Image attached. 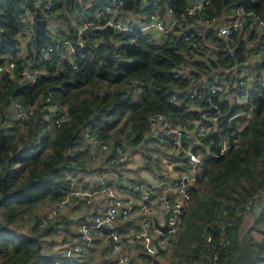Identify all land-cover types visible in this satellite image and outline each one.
<instances>
[{
	"label": "trees",
	"instance_id": "16d2710c",
	"mask_svg": "<svg viewBox=\"0 0 264 264\" xmlns=\"http://www.w3.org/2000/svg\"><path fill=\"white\" fill-rule=\"evenodd\" d=\"M64 2L70 8L74 0ZM186 2L126 0L115 18L129 23L132 31L112 30L104 38L92 30L81 46L75 45L71 61L61 55L59 47L40 61L49 45L75 38L76 28L66 15L67 31L60 30L56 36L49 31V14L61 3L54 0L53 9L43 14L34 0H0V66L5 67L0 70V264H52L59 256L52 236L63 223L57 218L60 214L41 225L40 213L67 195L71 176L89 169L88 162L94 157L83 139L84 129L106 139L110 152L117 144L123 146L124 138L126 145L136 146L155 137L151 122L155 113L182 124L185 130L194 127L204 113L219 119L236 112L240 116L235 123L237 142L230 141L226 148L221 144L222 134H207L193 141L187 138L193 150L203 155L197 182L188 187L191 199L179 216L177 234L171 237L173 249L168 260L147 259L154 264H210L222 231L227 233L229 245L220 251L218 264L233 258L248 203L255 214L249 236L258 251L256 262L264 260V85L252 81L248 92L251 100L245 104L238 100L239 90L232 85L220 94L195 99L178 91L197 88L199 81L217 78L214 74L219 70L227 72V68L247 62L248 42L255 35L252 27L255 21L264 20V0H210L165 40L150 39L139 29L151 10L163 13L172 6L178 12ZM101 6L100 0H93L84 10L77 9L79 23L94 20ZM235 8H241L245 17L241 31L222 42L206 29L214 52L195 48L193 54L183 55L174 51L177 39L187 34L186 24L197 21L203 27L205 21H225ZM27 9L33 17L27 23L31 29L28 52L21 57L19 15ZM123 12L128 18L122 17ZM244 33L247 38L242 37ZM261 53L253 63L255 75L264 72V49ZM42 65L47 68L46 75L35 82L21 79L23 67ZM183 69L193 77L192 83L175 76ZM172 94L177 95V103L169 101ZM48 95L66 107L67 118L57 127L51 126L44 102ZM14 101L33 106L25 120L15 117ZM222 126L225 132L232 130L228 121ZM131 225L129 217L112 228L127 235ZM208 234L210 241H206ZM48 236L51 241H47ZM108 247L111 250L109 239ZM144 252L147 257L151 255ZM155 255L162 256L163 252ZM61 264L88 262L71 256Z\"/></svg>",
	"mask_w": 264,
	"mask_h": 264
},
{
	"label": "built area",
	"instance_id": "2783aa9c",
	"mask_svg": "<svg viewBox=\"0 0 264 264\" xmlns=\"http://www.w3.org/2000/svg\"><path fill=\"white\" fill-rule=\"evenodd\" d=\"M102 3L101 9L95 13L94 20H84L79 23L76 28L75 38L72 41L65 40L61 43L49 45L43 52V57L40 61H44L55 48H61V55L67 56L69 51L77 46H81L84 42V36L87 35L83 31L87 28L91 30L105 25H110L112 30H129L132 27L129 23L116 19V15L123 10L126 0H100ZM210 0H187L185 6L178 12L172 6H167L163 13L158 9L151 10L147 16V20L141 24L139 29L148 34L150 39L165 40L170 37L171 33L179 31L177 28L185 21L186 18L193 16ZM54 0H34V4L38 7L39 11L43 14L53 9ZM21 29L32 20L33 12L30 10L23 11L20 15ZM245 17L241 8H235L233 13L220 24L218 34L222 35L225 39L229 38L233 33L239 32L243 29ZM211 22L205 21L202 30L187 27V34H184L177 39V43L173 49L176 53L183 55H190L194 53V49L198 48L207 53L214 52L213 45L207 41L205 31ZM181 33V31H180ZM195 36H199L198 41ZM264 49V33L261 38L250 46V54L261 53ZM4 67L0 66V70ZM231 78L229 81L220 78H207L199 81V87L179 89L183 96L192 99L202 98L204 95L210 96L213 94H220L221 91H226L229 85L236 87L239 92L236 94L238 100L245 104L251 100L248 92L250 84L254 81L258 85H264V72L255 75L246 69L238 68L233 65L227 69ZM48 73L45 66L36 67H23L21 70V79L35 82L40 76ZM176 77L186 79L192 83V76L186 70H177ZM195 83V82H193ZM169 101L177 103V95L172 94ZM45 105L51 117V126L57 127L60 123L67 118L66 107L59 105L51 100V96L44 97ZM33 111V106H25L19 101L13 102V112L18 120H25ZM237 114H231L225 119H219L217 116L203 114V118L198 120L193 127V137L200 139L207 134H222L221 144L224 148L229 145L231 141L233 144L237 142L236 131L232 130L225 132L222 123L230 121V119ZM240 114V113H239ZM152 123L157 124V133L166 137L170 146L181 158L184 159L185 168L181 170H174L172 166H161L159 173L160 179L154 181H141L133 178L132 176L124 177L120 184L112 183L106 177L99 176L96 182V189L100 190L105 197L104 207L94 213L89 219L82 220L77 223L76 231L78 241L75 243L58 242L57 249L60 252L59 256L52 262V264H61L63 260L69 259L73 255L80 253H87L92 244V232L104 225L109 229L107 237L110 241L111 250L115 255L114 264H133L129 261L123 249L121 248V234L113 225L118 220H125L131 216L135 210V202L128 197L124 196L125 191H137L139 196L138 208L141 212L147 213L149 211L150 200L153 204H158L164 208V223L168 225V229L161 230L154 224L151 217H148L145 224L152 229V232L159 235L163 240L175 236L179 230V216L186 207L191 197L188 187L197 182V174L203 162V155L199 151L193 150L192 146L187 142L185 137V127L180 123H174L161 113H155L152 117ZM231 126V125H230ZM83 139L90 146L92 157H95L97 152H108L106 161L109 165H120L126 162V154L124 147L121 144L115 145L109 152V143L106 139L102 138L98 133L90 129H84L82 133ZM180 193L178 199L174 198L172 193ZM84 195L83 188L77 186L74 177L70 178V188L66 196L62 199L53 201L46 205L40 213L39 223L45 224L48 219L53 218L56 214L63 209L70 198L79 197ZM86 201L90 202V198L86 197ZM245 210L249 213L251 211L250 205L245 204ZM237 210V214H240ZM135 238L143 245L144 250L149 254L157 252L155 245L152 242L150 233L136 232ZM212 236L208 234L206 241H210ZM229 245V238L225 231L219 235L218 242L215 246L213 253L210 256V264H218L219 253L222 249ZM254 264H264V260L258 261Z\"/></svg>",
	"mask_w": 264,
	"mask_h": 264
},
{
	"label": "crops",
	"instance_id": "0c3cea01",
	"mask_svg": "<svg viewBox=\"0 0 264 264\" xmlns=\"http://www.w3.org/2000/svg\"><path fill=\"white\" fill-rule=\"evenodd\" d=\"M58 1V0H57ZM93 0H74L73 4L69 8L67 5H65L64 0H62L63 4L58 6V9L61 7V11L64 12V14H68L69 12L67 10L72 11V15L74 19L71 18V22L75 26V28L78 27L79 21L78 17L75 15V11L77 9L84 10L87 6H90L92 4ZM67 9L65 10V8ZM234 11V10H233ZM229 13L228 17L233 13ZM128 14L122 13V17H126ZM136 17V14L133 15V18ZM127 18V17H126ZM227 18V17H226ZM129 20V19H128ZM30 22L32 20H29ZM223 19L221 20V23H223ZM219 23V19L216 23L209 24L207 27L210 26H216ZM186 27H191L195 29L202 30V27H200L199 22L197 21H191L189 24L185 25ZM254 30V37L249 39V46L253 45L256 41L259 40V36L261 38L262 34L264 33V20L262 21H255L253 27ZM182 31V29H180ZM67 31V28H66ZM250 34V33H249ZM246 33L242 35V37L247 38ZM252 35V34H251ZM250 35V36H251ZM205 36L207 38V41L210 42L208 31H205ZM65 41V40H64ZM28 42V40H27ZM26 42V44H27ZM25 44V45H26ZM28 52V51H27ZM74 52V48H72L69 53L67 54L71 58V54ZM262 57V53H254L249 54V58L247 59V62L244 63L242 66H237L241 69H246L250 72H254L253 63L255 61H258ZM228 69V68H227ZM213 74V73H212ZM217 76V78L224 79L226 81H229L231 78L230 74L227 72H220L218 71V74H214ZM152 129L155 131L154 133L157 135L154 136H160L156 130L157 124H152ZM187 138H189L191 141H193V127L189 130H186ZM163 136V135H161ZM159 139V138H158ZM195 139V138H194ZM191 141H188V144L192 145ZM89 146V145H88ZM171 147V146H170ZM90 148V146H89ZM171 150L173 151V154L171 156H167L165 151H159L154 153L153 158L155 160V163H151L152 157L148 155L147 150H141L139 153H136V160L134 159L133 163L127 164L126 162L120 165H109L106 162V155L108 152H97L96 156L93 158V160H96L93 162V160L88 162L89 169L78 173L74 176L77 184L79 186H82L84 195L76 197V198H70L66 204V206L59 211L58 214H60V217L57 216L59 220H62L63 223L59 225V229L56 233V235H53L56 241L53 244V247L55 250H57L58 254L60 253L58 251L57 243L62 242H70L75 243L78 241V235L76 231V226L79 221L87 220L89 219L94 213H97L100 211L105 204V197L103 193L100 190L96 189V182L97 178L99 176L106 177L109 181L112 183H121V180L124 177L132 176L133 178L141 181H154L160 179V173L159 170L161 166H163V162H170L171 160L174 161L172 163H169L174 170H181L185 168V162L184 159L181 158L177 153L174 151V149L171 147ZM91 152V149H90ZM139 154V155H138ZM163 156L165 158H163ZM105 158V159H104ZM161 161L160 164H158V161ZM165 164V165H169ZM149 165V166H148ZM137 174V176H135ZM173 197L178 199L180 197V193H172ZM125 197L130 198L135 202V210L131 213V221L132 225L129 227L127 235L121 234V248L123 249V252L127 256L129 260H132L135 264H154L153 261H149L147 258H153L157 260L158 262L164 261L169 258V253H171V248L173 249V245L171 242L167 241V238L163 240L159 235L152 232V229L148 227L145 224V221L148 217H151L154 221V224L157 223V225H161L164 223V208L161 205L153 204V201L150 200L149 205V211L148 215L147 213L141 212L138 208L139 203V196L137 191H131L127 190L124 193ZM86 197L90 198V202L86 201ZM185 208V207H184ZM64 221H67V224L64 223ZM121 220H118L115 222V224H118ZM106 227H98L95 229L92 233V244L91 248L87 253H80L77 255H73L74 259L79 260H86L88 264H114L115 262V253L109 250L108 247V238L106 233ZM136 232H146L147 234L150 233L152 239H157V242L159 245L164 249L163 255H155L151 254L146 256L144 252L143 245L135 238L134 233ZM165 253V254H164Z\"/></svg>",
	"mask_w": 264,
	"mask_h": 264
},
{
	"label": "rangeland",
	"instance_id": "374dc122",
	"mask_svg": "<svg viewBox=\"0 0 264 264\" xmlns=\"http://www.w3.org/2000/svg\"><path fill=\"white\" fill-rule=\"evenodd\" d=\"M59 3L63 4L62 0H58ZM64 6V4L62 5ZM67 9V7L65 8V10ZM55 12H52L49 14L50 16V19L48 20V28H49V31L50 33L53 35V36H56V34H58V32L61 30V31H65L66 30V18H65V15L67 18L69 19H74L73 15H72V11L70 10H67L69 13L68 14H63L61 15L59 11H61V7L59 9H54ZM76 15V13H75ZM128 18V16H126ZM79 21V20H78ZM30 28L28 25H26L23 30L21 31V33H19V39H20V51L18 53L19 56L21 57H24L26 54H27V47H26V42L30 36ZM26 44V45H25ZM65 58H67L65 56ZM68 59L69 61H71V58L70 56H68ZM5 68V67H4ZM160 136H155L151 139H147L145 140L143 143H138L136 146H130V145H126L125 143V138L122 139L123 141V147H124V151H125V154H126V163L127 164H131L133 163L134 159L136 160V153H139L141 150H147L148 151V154L152 157L151 159V163H155V160L153 158V155L154 153L156 152H161V151H165L166 155L169 157L171 156V154H173V151L171 150V147H170V144H169V141L166 137H162L160 133H158ZM153 135H157V134H153ZM159 138V139H158ZM192 146V145H191ZM139 155V154H138ZM163 158H165L163 156ZM96 160H93V162H95ZM174 161H170V162H163V164H169V163H172ZM161 161L159 160L158 161V164H160ZM135 176H137V174H135ZM71 177H74V176H71ZM139 177V176H137ZM196 184V182L194 183V185ZM191 199V197H190ZM189 199V200H190ZM24 227L23 228H26V222L23 221L22 222ZM20 229L22 230V227H20ZM54 239L55 237L52 236ZM47 241H51V236H48L47 238ZM56 240V239H55ZM52 245V244H51ZM172 250V248H171ZM168 259L164 260V261H167Z\"/></svg>",
	"mask_w": 264,
	"mask_h": 264
},
{
	"label": "water",
	"instance_id": "95a60500",
	"mask_svg": "<svg viewBox=\"0 0 264 264\" xmlns=\"http://www.w3.org/2000/svg\"><path fill=\"white\" fill-rule=\"evenodd\" d=\"M221 20L222 19H219V23L216 26H210V29L212 30L214 36L217 39L221 40L222 42H225L226 39L222 35L218 34V28L221 24ZM92 30L99 32L100 34H102L104 38H107L108 33L112 31V27L107 24L103 27L94 28ZM92 30L90 28H87L83 32L90 33L92 32ZM239 116L240 114L237 113L229 121L231 127L235 129V131H237L235 123L236 120L239 118ZM153 121L154 120L151 119V122ZM254 222H255V214L251 210L249 213L245 214L244 217L242 218L239 233L236 238V245H237L236 254L234 255L233 258L230 257L226 258L222 264H254L257 261L258 251L256 247L252 244V241L249 236V231L251 227L254 225ZM155 225L158 226L157 223H155ZM101 227H105V226L101 225ZM158 227L161 230L168 229V225H166V223H163ZM167 241L171 242V238H168ZM152 242L155 245L157 251L164 250L157 242V239L155 238L152 239Z\"/></svg>",
	"mask_w": 264,
	"mask_h": 264
}]
</instances>
